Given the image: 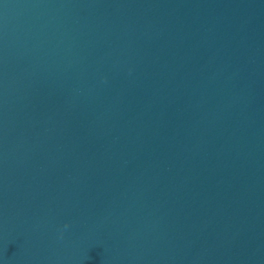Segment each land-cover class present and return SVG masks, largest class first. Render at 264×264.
Wrapping results in <instances>:
<instances>
[{
    "label": "water",
    "instance_id": "95a60500",
    "mask_svg": "<svg viewBox=\"0 0 264 264\" xmlns=\"http://www.w3.org/2000/svg\"><path fill=\"white\" fill-rule=\"evenodd\" d=\"M0 264H264V0H0Z\"/></svg>",
    "mask_w": 264,
    "mask_h": 264
}]
</instances>
